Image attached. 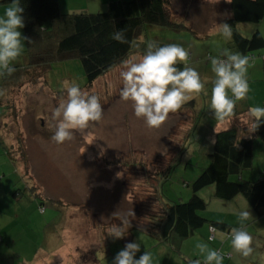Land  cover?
I'll list each match as a JSON object with an SVG mask.
<instances>
[{"label":"rangeland","instance_id":"obj_1","mask_svg":"<svg viewBox=\"0 0 264 264\" xmlns=\"http://www.w3.org/2000/svg\"><path fill=\"white\" fill-rule=\"evenodd\" d=\"M9 5L0 4V15ZM170 12L176 20L182 18L194 33L189 28L173 31L152 27L147 37L187 49V66L195 68L207 81L208 94L191 93L189 101L193 103L186 102L176 112H170L158 128L148 127L143 118L134 115L132 102L121 98L123 64L88 85L78 60L55 61L45 74L44 70L29 68L19 74L21 82L0 88L2 264H7L1 259L3 254L43 256L55 243H62L60 249L74 255L77 264H95L97 258L102 264H112L127 239L141 243L136 258L149 251L154 264L203 260L195 247L204 241L201 227L184 239L182 256L171 241H158L143 227L161 211L162 203L190 198L191 182L208 163L214 131L224 125L210 109L211 81L215 77L209 57L229 49L228 40L214 35L228 16V5L224 0L217 4L212 0H171ZM257 27L258 23L239 22L236 30L247 37ZM141 58L133 54L127 60ZM27 61L24 51L14 65L25 67ZM72 81L101 98L103 118L84 132L76 131L71 141L57 144L51 138L55 124L51 114L66 98L65 85ZM249 88L250 98L246 100L250 107L264 106V79L250 82ZM245 120L240 123L246 129L251 121ZM253 140L252 167L230 179L254 180L264 172V142ZM32 184L42 198L31 195ZM213 189L209 185L195 192L207 202L199 211L204 218L218 220L226 216L236 228V211L248 207L252 214L245 226L252 236L253 253L248 257L240 255L232 248L229 237L221 249L232 256L224 258L223 264H264V216L256 215L241 194L221 200L213 196ZM131 211L134 216L129 215ZM125 217L132 227L124 239L108 238L107 230L121 225Z\"/></svg>","mask_w":264,"mask_h":264},{"label":"trees","instance_id":"obj_2","mask_svg":"<svg viewBox=\"0 0 264 264\" xmlns=\"http://www.w3.org/2000/svg\"><path fill=\"white\" fill-rule=\"evenodd\" d=\"M7 3L10 0H0V4ZM227 5L228 16L224 22L233 29L232 39L227 41V46L231 52L243 55L250 53L254 59L256 52L264 48V36L256 28L246 37L236 30V25L239 22L259 23L264 17V0H232ZM21 6L24 8L23 36L28 37L24 50L28 61L25 67L14 65V73L0 77L1 89L18 84L19 74L29 68L44 70L45 74L53 62L71 59L80 62L89 85L123 64L131 55L142 56L144 46L134 48L132 43L140 39L149 41V28L161 27L173 31L189 28L182 18L176 20L172 17L171 0H108L104 10L80 13L61 10L59 0H21ZM120 29L125 31L129 43L121 44L111 39V34ZM177 67L183 68L184 65L178 64ZM189 103L192 104L193 100L186 104ZM248 109L244 100L236 102L234 114L223 119L229 120L228 126L214 132L213 142L207 153L208 163L190 184L193 194L187 201L162 203L161 211L151 217L149 225L143 227L145 233L158 240H170L177 247L182 240L207 223L224 231L229 238L234 225L222 219L208 220L199 214V211L205 209L207 202L195 192L209 185L214 187L215 198L231 200L241 194L256 215L264 216V172L254 180L230 179V176L240 175L243 170L252 167L253 138L264 142V124L252 135L244 134L246 131L242 128L239 117ZM30 190L31 195L41 197L35 185L32 184ZM229 256L225 258H230ZM195 260L197 259L192 258L189 264H193Z\"/></svg>","mask_w":264,"mask_h":264},{"label":"clouds","instance_id":"obj_3","mask_svg":"<svg viewBox=\"0 0 264 264\" xmlns=\"http://www.w3.org/2000/svg\"><path fill=\"white\" fill-rule=\"evenodd\" d=\"M214 4L219 0H212ZM232 3V0H225ZM24 8L21 0H10L0 15V76L11 75L16 71L14 62L23 54L25 41L20 29L24 25L22 13ZM218 35L225 40H231L233 36L232 26L226 22L219 23ZM111 39L124 44L129 43L123 29L111 34ZM31 41H29L30 43ZM144 46L142 58L123 62L124 70L120 75L123 82L121 98L131 101L134 115L143 118L150 128L160 127L168 118V114L179 110L192 97L191 93L204 92L207 81L202 80L195 68L189 67V52L179 44H160L155 40L145 41L140 39L132 43V47ZM211 71L214 79L211 81L210 109L218 119H226L234 114L236 102L249 99L248 69L251 66L250 58L239 52H231L223 49L219 55L209 57ZM183 64V68L177 67ZM66 98L53 110L51 118L55 121L52 128V140L57 144L71 141L76 131L84 132L94 122L103 118L101 98L96 94H90L81 89V86L72 81L65 85ZM251 124L246 125L248 133H254L261 124H264V106L256 105L249 109ZM245 134V133H244ZM242 134V135H244ZM92 143L89 142V144ZM239 227L232 228L230 240L232 248L244 257L250 256L252 236L246 231L245 222L252 218L248 207L234 213ZM129 215L134 216L133 211ZM132 225L130 220L122 218V224L113 225L107 230V234L115 239H122L128 234ZM209 231L216 233L215 226H210ZM105 239L102 236L101 242ZM215 239L210 235L208 240ZM199 255L203 258V264H223L224 256L220 251L209 247L208 243L198 242L195 245ZM140 242H127L117 252L112 264H154L152 253L144 251L139 258ZM193 264H201V260L193 261Z\"/></svg>","mask_w":264,"mask_h":264},{"label":"crops","instance_id":"obj_4","mask_svg":"<svg viewBox=\"0 0 264 264\" xmlns=\"http://www.w3.org/2000/svg\"><path fill=\"white\" fill-rule=\"evenodd\" d=\"M107 1L108 0H86V2H84V0H80V2H77V1H73V0H59V6H60V9L65 11V12H71V11H75V12H96V11L104 10L106 8ZM224 2H225V0H224ZM263 20H264V17L258 23L257 29H259V31L264 36V26H260L261 23H264ZM256 56H258L259 58L253 60L251 63V66L248 69L247 77H248L249 83L257 81L259 79H261V80L264 79V49L260 50ZM244 101L248 105V108L250 109V105H249L248 101L246 99ZM249 109L245 114L240 115L239 119L241 121H246L245 119L251 121V119L249 117ZM222 121H224V125L222 127H218V128H224V127L228 126L229 120H222ZM215 128H217V127H215ZM242 128L244 129V131H246L245 134H248V135L253 134V133H248L247 128L245 129L244 126H242ZM255 138L256 137H254L253 139H255ZM219 219H222L229 224H233V223H231L232 221L226 216L220 217ZM202 227L199 230V232L201 233V238L204 239L203 242L208 243L209 247H211L212 249L220 251L222 253V255L224 256V258L227 257V255H230L229 257L231 258L232 255L230 253H225V251L221 249L224 246V244L226 243V239H228L226 236V233L222 230L216 229L217 230L216 233L213 234L209 231V227H210L209 225H207V227H205V228H202ZM210 235H215V239L209 241L208 237ZM158 241H166V240H158ZM166 242L171 244L170 240H168ZM183 242H184V240H182L179 243V245L177 246L179 249V253H180L179 256H182V252L180 251V249L183 247L182 246ZM61 246H63L62 243L53 244L52 249H50V251L45 253L43 256H41L40 254H37V255L35 254L34 256H31L30 254L25 255V254L12 253V254L1 255V257H2L1 259L4 260L7 264H77V262H76L77 258L74 257V255H70L69 253H67V251H66L67 249L66 250H65V248L60 249ZM22 253H24V252H22ZM10 255H11V257H10ZM196 259H199V258H196ZM200 260H202V259H200ZM174 261H176L174 264H184V263H182V261L180 259L178 261L177 260H174ZM2 263L3 262L0 260V264H2ZM85 264H88V262H86ZM95 264H102L101 260H99L97 258Z\"/></svg>","mask_w":264,"mask_h":264},{"label":"built area","instance_id":"obj_5","mask_svg":"<svg viewBox=\"0 0 264 264\" xmlns=\"http://www.w3.org/2000/svg\"><path fill=\"white\" fill-rule=\"evenodd\" d=\"M246 56H248L250 58V60H253V55L252 54L248 53V54H246Z\"/></svg>","mask_w":264,"mask_h":264}]
</instances>
